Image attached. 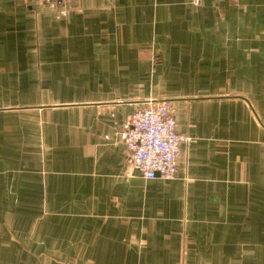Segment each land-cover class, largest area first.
I'll return each instance as SVG.
<instances>
[{
    "label": "crops",
    "instance_id": "0c3cea01",
    "mask_svg": "<svg viewBox=\"0 0 264 264\" xmlns=\"http://www.w3.org/2000/svg\"><path fill=\"white\" fill-rule=\"evenodd\" d=\"M149 97L171 179L121 137ZM0 264H264V0H0Z\"/></svg>",
    "mask_w": 264,
    "mask_h": 264
},
{
    "label": "built area",
    "instance_id": "2783aa9c",
    "mask_svg": "<svg viewBox=\"0 0 264 264\" xmlns=\"http://www.w3.org/2000/svg\"><path fill=\"white\" fill-rule=\"evenodd\" d=\"M198 4L200 0H191ZM132 166L144 178L160 176L171 179L176 175L182 143L188 134L176 131L175 107L166 98L149 97L129 115L121 134Z\"/></svg>",
    "mask_w": 264,
    "mask_h": 264
}]
</instances>
